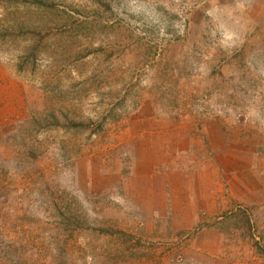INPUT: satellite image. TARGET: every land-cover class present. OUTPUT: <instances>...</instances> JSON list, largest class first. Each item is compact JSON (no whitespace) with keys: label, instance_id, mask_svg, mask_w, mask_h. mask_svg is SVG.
Segmentation results:
<instances>
[{"label":"rangeland","instance_id":"obj_1","mask_svg":"<svg viewBox=\"0 0 264 264\" xmlns=\"http://www.w3.org/2000/svg\"><path fill=\"white\" fill-rule=\"evenodd\" d=\"M0 264H264V0H0Z\"/></svg>","mask_w":264,"mask_h":264},{"label":"crops","instance_id":"obj_2","mask_svg":"<svg viewBox=\"0 0 264 264\" xmlns=\"http://www.w3.org/2000/svg\"><path fill=\"white\" fill-rule=\"evenodd\" d=\"M230 170H233L232 168H230ZM229 174H240V173H234V171H232L231 173H229Z\"/></svg>","mask_w":264,"mask_h":264}]
</instances>
